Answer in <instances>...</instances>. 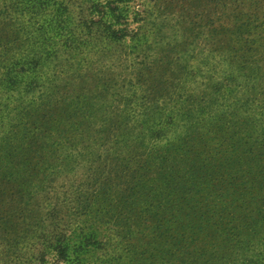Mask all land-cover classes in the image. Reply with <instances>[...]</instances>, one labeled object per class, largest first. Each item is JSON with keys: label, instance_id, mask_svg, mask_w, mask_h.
Listing matches in <instances>:
<instances>
[{"label": "trees", "instance_id": "1", "mask_svg": "<svg viewBox=\"0 0 264 264\" xmlns=\"http://www.w3.org/2000/svg\"><path fill=\"white\" fill-rule=\"evenodd\" d=\"M73 2L0 0V181L29 196L25 180L39 165L59 172L45 159L50 152L91 142L119 102L104 132V178L73 232L46 246L51 260L84 263L103 212L114 211L119 225L133 206L135 223L127 218L96 264H126L130 254L133 264H264V102L249 110L247 99L263 88L261 54L224 28L197 33L196 43L178 40L163 31L182 17L171 7L78 0L76 17ZM235 90L244 103L216 98ZM64 124L75 130L50 142ZM74 232L83 242L68 246Z\"/></svg>", "mask_w": 264, "mask_h": 264}, {"label": "rangeland", "instance_id": "2", "mask_svg": "<svg viewBox=\"0 0 264 264\" xmlns=\"http://www.w3.org/2000/svg\"><path fill=\"white\" fill-rule=\"evenodd\" d=\"M131 1L130 4H133L137 11L143 7H153L154 10L162 12L171 7L173 12H168L173 18L178 15L182 16L178 18L174 26L173 24L162 26L163 31L175 33L178 40L195 41L196 43L197 33H206L212 27H216L217 29L231 30L229 39L232 41L238 36L250 41L251 47L257 49L256 54H261L258 68L263 88L260 89L262 97L258 95L260 90L255 91L254 97H247L249 110L255 107L256 101L264 102V0ZM77 5L78 0H74L72 12L76 17H79ZM223 43L225 42L223 41ZM229 43L231 44V41ZM193 48L195 45L189 49ZM219 48L224 50L225 46H219ZM223 93L225 96L221 95ZM228 97L231 101L240 99L241 103H244L245 100L242 92L238 90L231 94L222 91L216 98L223 102ZM253 100H255L254 106H251ZM118 108L119 102L104 115L108 119L107 122H99L93 127L91 142H88L87 138L80 140L78 144L69 141L63 144L65 150L55 154L50 152V155L45 159L48 161V165L57 167L59 172L52 176L45 165L42 167L39 165V172L25 180L30 190L33 191L29 196L21 195L12 183L0 181V264H54L56 262L51 260L50 255L53 252L46 249V246H52L56 240L62 242L68 233L73 232L76 228L77 221L82 220L86 214H84V209L88 199L94 190L99 188L104 178L103 170L106 168L107 162L111 160L108 150L109 143L104 132L106 130L108 132L111 127ZM262 127L264 128V123ZM79 128H83V126H79ZM74 130V125L64 124L57 127L53 130V134L59 136H53L50 142L59 140L60 136H69ZM82 136L85 137V134ZM87 146V149H82ZM97 155L92 166H85L83 162L86 158H94ZM235 155L239 156L238 153ZM251 160L252 157L248 155L240 156V161L243 163ZM258 162L264 163V151ZM192 173L197 174L195 170H192ZM114 213L112 210L103 212L102 216L98 218V220H102L100 229L95 234L87 235V237L96 240L98 244L88 248V254L85 251L83 256H79L85 261L82 264H96L104 261L115 247L113 245L118 240L117 236H120L127 218L132 219V222L135 223L133 206L128 208V215L125 212L124 221L119 225L115 222ZM142 223L143 220L140 221L141 225ZM77 233L70 234L65 240L68 246L83 242L81 237L76 236ZM145 234L146 231L143 235ZM134 235L135 229L133 230ZM145 241L143 240V242ZM132 253L133 258L136 259V251ZM131 259L130 254L126 264H133Z\"/></svg>", "mask_w": 264, "mask_h": 264}]
</instances>
